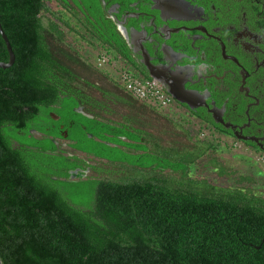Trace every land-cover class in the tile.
<instances>
[{
    "label": "trees",
    "instance_id": "16d2710c",
    "mask_svg": "<svg viewBox=\"0 0 264 264\" xmlns=\"http://www.w3.org/2000/svg\"><path fill=\"white\" fill-rule=\"evenodd\" d=\"M75 25L115 60L125 58L117 57L124 40L100 0H0V26L14 54L12 66L0 69L2 264H264V197L239 185L249 178L236 186L193 179L189 167L210 144L180 151L139 131L136 118L134 128L104 122L99 113L108 106L86 89L95 82L82 77V56L68 41L70 32L83 38ZM0 62H8L1 36ZM101 88L122 104L134 99ZM59 101L80 103L100 119L79 116L92 137L78 128L75 144L107 160L93 167L98 176L60 179L68 178L71 158L17 133ZM140 137L143 159L119 149L141 147Z\"/></svg>",
    "mask_w": 264,
    "mask_h": 264
},
{
    "label": "flooded vegetation",
    "instance_id": "af4514ba",
    "mask_svg": "<svg viewBox=\"0 0 264 264\" xmlns=\"http://www.w3.org/2000/svg\"><path fill=\"white\" fill-rule=\"evenodd\" d=\"M100 1L125 45L124 56L117 55L125 58L115 62L112 72L126 70L146 76L153 73L166 93L170 89L185 101L179 103L168 93L170 108L178 107L180 117L206 129L223 144L235 142L245 153L264 157V0ZM109 66L113 68V63ZM80 72L84 79L93 82L87 77L96 75L91 66L83 64ZM92 85L86 89L108 106L99 113L104 122L133 127L131 119L143 114L148 117L147 126L154 128L157 120H168L161 113L167 110L149 107L135 98L132 103L120 102L115 109L118 101L100 92L98 83ZM112 90L129 96L122 89ZM126 105L130 106L129 111L124 110ZM45 110L38 122H30L24 132L17 133L26 132L29 139L38 140V147L46 144L54 148L56 155L71 158L73 167L67 170L68 178L60 179L78 183L98 176L93 167L108 163L107 160L82 152L75 144L79 129L92 137L84 124L86 120L79 122V116L93 122L100 119L71 101H59ZM115 114L118 118L114 120ZM139 122L135 128L145 132V125ZM143 139L140 137L141 147L134 149L106 144L143 159V147L147 146ZM11 142L20 146L15 138Z\"/></svg>",
    "mask_w": 264,
    "mask_h": 264
},
{
    "label": "rangeland",
    "instance_id": "374dc122",
    "mask_svg": "<svg viewBox=\"0 0 264 264\" xmlns=\"http://www.w3.org/2000/svg\"><path fill=\"white\" fill-rule=\"evenodd\" d=\"M75 26L76 30L78 29L79 33L83 35V38L74 32H70L67 37L68 41L71 42L82 56V63L91 66L96 71V75L87 76L88 79L93 80V82L98 83L103 88L112 90L113 85L107 81L108 78L114 77V75L111 76L112 67L107 65L103 68H97L96 59L99 55L106 54L110 56L111 61L116 62L117 60L109 52L101 48L97 42L90 39L88 34L78 25ZM64 29L66 31V28ZM132 102L130 100V103ZM119 104L120 102L114 108H119ZM129 109V105H126L124 108L126 111H129ZM118 111L121 112V109ZM161 113L168 120H157L154 128L147 126L148 117L146 115L137 114L138 117L136 119L142 121L145 125V132L153 133L159 142L173 148L176 147L177 150H190L194 145H204L205 143L210 144L212 147L190 165V176L193 179H206L209 182L220 185L236 186L238 182H242L240 177H247L250 181H244V183L239 185L248 186L257 195L264 197V163L261 162L262 157L259 158L258 156L245 153L236 146L235 142H231L228 145L223 144L206 129L193 125L187 122L185 118L180 117V109L178 107H172L167 113ZM116 114L113 115L114 120L118 118ZM147 128L150 131H147ZM232 144H235V146ZM219 169H221L223 174H219Z\"/></svg>",
    "mask_w": 264,
    "mask_h": 264
},
{
    "label": "built area",
    "instance_id": "2783aa9c",
    "mask_svg": "<svg viewBox=\"0 0 264 264\" xmlns=\"http://www.w3.org/2000/svg\"><path fill=\"white\" fill-rule=\"evenodd\" d=\"M108 62V56L101 54L96 60V66L101 68ZM116 76L123 89L135 99L159 110L166 111L172 108L171 97L156 80L142 79L126 70H120ZM261 162L264 163V157Z\"/></svg>",
    "mask_w": 264,
    "mask_h": 264
},
{
    "label": "water",
    "instance_id": "95a60500",
    "mask_svg": "<svg viewBox=\"0 0 264 264\" xmlns=\"http://www.w3.org/2000/svg\"><path fill=\"white\" fill-rule=\"evenodd\" d=\"M0 36L5 44V47H6V50H7V53H8V62L4 63V62H0V69H6V68H9L12 66L13 62H14V54L12 52V49H11V46H10V43L6 37V35L4 34L1 26H0ZM150 78L152 79H157V77L155 75H153V73L149 72V75H148ZM168 93L176 100L178 101L179 103H184L185 101L183 99H180L179 97H176L172 91L169 89L168 90ZM0 264H2L1 262V259H0Z\"/></svg>",
    "mask_w": 264,
    "mask_h": 264
},
{
    "label": "crops",
    "instance_id": "0c3cea01",
    "mask_svg": "<svg viewBox=\"0 0 264 264\" xmlns=\"http://www.w3.org/2000/svg\"><path fill=\"white\" fill-rule=\"evenodd\" d=\"M108 59H109V62H108V64L107 65H109V63H110V57H108ZM97 60V59H96ZM112 60H114V59H112ZM111 63H113V70H115V61L113 62V61H111ZM107 65H105V66H107ZM105 66H103V67H105ZM103 67H101V68H103ZM98 68V67H97ZM112 75H114V77L112 78L114 81H117L118 82V78H117V76H116V74L114 73V72H112L111 73V76ZM155 80V79H154ZM119 83V82H118ZM120 84V83H119ZM120 86H121V84H120ZM122 87V86H121ZM123 88V87H122ZM125 91V90H124ZM145 104V103H144ZM147 105V104H146ZM148 106H150V105H148ZM152 107V106H151ZM167 111H169V110H167Z\"/></svg>",
    "mask_w": 264,
    "mask_h": 264
}]
</instances>
